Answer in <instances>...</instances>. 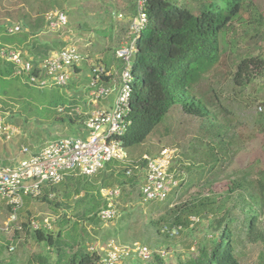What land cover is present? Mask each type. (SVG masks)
Listing matches in <instances>:
<instances>
[{
  "label": "rangeland",
  "instance_id": "374dc122",
  "mask_svg": "<svg viewBox=\"0 0 264 264\" xmlns=\"http://www.w3.org/2000/svg\"><path fill=\"white\" fill-rule=\"evenodd\" d=\"M172 1L187 5L194 13L196 11L194 3L190 0ZM252 2L264 17V0ZM133 3L134 0H0L1 45L10 44L13 39L26 36V42L20 47L15 45L14 48L34 61H41L46 56L42 55L44 50L39 47L40 44H48L50 51L73 44L80 54L88 57L87 62L79 64V71L74 76L72 74L65 87L36 89L26 84L24 79L11 76L7 88L4 86L0 89L1 93L5 90L7 95L0 97V115L19 131V135L11 141L0 140V166L13 167L18 161L26 159L27 155L20 153L21 147L35 152L45 143L55 139L81 135L83 116L74 115L73 109L77 107L85 113L97 105L92 103L89 97L91 67L98 65L96 62L102 55L101 50L115 47L116 43L118 46L122 41L128 25L126 18L131 13ZM55 10L65 14L67 25L64 29L54 32L48 29L45 17ZM117 14L123 15L124 19H117ZM15 25L20 26L21 31L8 35L7 28ZM261 30L262 34L258 37L249 36L244 40H237L238 51H229L228 55L222 57L219 64L194 86L192 95L205 104L207 117L196 118L183 113L177 99L143 144L126 149L127 160L134 162L142 161L144 156L155 157L164 150H174L175 158L170 170L183 182L181 188H173L163 202L144 203L139 196L143 171L140 169L133 174L132 177H137L133 186L127 182L128 177L124 176L118 182L122 184H113L121 188V196L115 205L118 217L114 221L100 223L96 220L90 224L85 220L76 223L85 231V249H103L99 252L105 253L112 247L132 249L133 244H139L153 252L166 251L168 256L164 262L176 264L177 261L194 258L201 246L217 239L220 231L212 227L214 220L221 216L219 212L195 215L199 221L193 226L189 221L194 217L193 214H180L187 224L182 227L184 231L173 238L167 237L162 230L165 232L166 226L175 224L178 207L181 208L183 204L209 198L215 199L218 206L231 208L233 203L225 198V192L232 180H240L242 175L247 174V181H252L255 185L258 179H264V69L245 88L236 87L231 79L235 64L243 53L264 59V24ZM32 44H38L37 50L30 48ZM106 56H111V53H106ZM73 72L75 73V70ZM113 100L114 94L109 97V102L112 103ZM65 102H68V105ZM62 104L68 106L65 107L68 110L66 115L73 118L76 133L74 130L70 131L67 119L53 120L60 116L66 117L63 111L58 114L52 109ZM218 134L221 135L220 138L217 137ZM220 140L222 143H219ZM213 146L217 154L212 150ZM124 170L125 165L118 163L112 171L106 172L105 178L113 174V182L115 175L122 174ZM97 175L90 179L94 181ZM100 180L102 181L101 177ZM59 185L54 187L59 188ZM54 187L43 186L42 195L37 199L25 198L18 214V225L12 226L8 231H5V228L9 211L0 200V264H36L34 259L30 258V255L34 254L32 248L36 252L43 251V248L36 247L32 231L27 227L29 221L40 223L42 218L54 219L62 214L61 220L58 221L57 218L55 222L58 232L67 230L77 221L79 216L72 208L78 199L74 197L69 201V209L58 207L63 203L64 196L53 194L51 190ZM45 194H48V203L40 201ZM236 198L237 194H234L232 200ZM242 206L241 203L237 204L232 209V216L230 215L234 219L231 230L235 257L239 264H264V258L261 259V256H264V245L246 241L244 220L247 219L248 213L244 210L248 209H243ZM183 209L185 210L184 207ZM257 210L259 227L264 232V201L263 207L260 206ZM65 215L69 220H66ZM63 220L69 221V225L64 227L66 229L59 226ZM17 227L22 229L17 230ZM62 237L68 239L71 244L65 231ZM11 246L14 251L8 252L7 248ZM77 249L76 246L72 251L76 252ZM50 252L53 251L47 253ZM48 257L51 259L52 254ZM55 258L56 254L53 259ZM132 260L136 259H127L119 264H127Z\"/></svg>",
  "mask_w": 264,
  "mask_h": 264
},
{
  "label": "trees",
  "instance_id": "16d2710c",
  "mask_svg": "<svg viewBox=\"0 0 264 264\" xmlns=\"http://www.w3.org/2000/svg\"><path fill=\"white\" fill-rule=\"evenodd\" d=\"M190 1L194 3L195 13L187 5L178 4L176 1L148 0L146 7L148 21L137 39V50L131 71L133 82L128 114L131 125L120 139L125 149L143 144L168 114L177 99H179L180 109L183 113L196 118L207 117L208 110L205 104L192 95L194 86L202 81L219 64L220 59L228 55L229 51H238L237 40H244L249 36L254 38L262 34L263 13L254 6L252 0ZM134 6L133 3L130 15L134 13ZM26 39V36H23L21 39H13L12 43L9 41L10 44H3L20 47L26 42ZM5 42L9 43L8 41ZM40 45L39 47H43L44 50L42 55L47 56L51 52L50 47L48 44ZM37 47L38 44L30 46L33 51L37 50ZM37 62L33 60L34 64ZM121 69L119 63L118 71ZM262 69H264L263 58L243 53L235 64L231 77L232 82L236 87L245 88L260 74ZM74 70L75 72L79 71L78 67ZM11 76V65L0 59V89L4 86L7 88ZM2 96L7 97L5 90L0 92V97ZM43 98L47 100L46 97ZM66 104L68 105V102ZM67 105L62 104L58 108L56 105L52 109L59 114L61 112L58 110L63 108L66 115L68 110L65 107H68ZM55 119L56 121L67 119L70 131L74 130L76 133L71 116L53 118V120ZM217 137L220 138L221 135L218 134ZM219 143H222V140ZM214 147L212 148L213 151L215 150ZM136 163L139 167L138 170H133L130 176L126 175L125 170L122 174L117 173L113 182V174L105 177L108 170L112 171V168L118 165L115 162L107 164L103 172H101L102 170L99 171L101 173L96 174L97 179L94 181L90 179L92 177L69 175L64 178L60 185L58 184L59 188L50 186L54 187L51 190L53 194L64 196L62 197L64 202L58 207L69 209V201L74 197L78 199L74 202L72 209L77 211L75 214L79 216L77 221L72 223L67 230L57 231V233L42 230L32 232L36 243H44L56 254L54 264L100 263L101 256L85 249L83 243L85 231L81 225L76 223L86 220L93 224L98 220L96 214L105 206L99 196L100 188L115 187L116 185L113 184L118 183L124 176L128 177L127 182L132 186L135 185L137 177L132 176L144 167L146 161L142 159ZM247 176L244 174L240 180H232L229 189L225 192V198L233 203L231 208L218 206L215 199L209 198L197 199L193 203H185L181 208L178 207L179 210L174 219L175 224L168 227H184L187 224L180 214L189 213L195 216L200 213L219 212L221 216L213 222L212 228L220 231V233L217 239H213L208 244L210 247L208 245L201 246L194 258L177 261L176 264H239L233 248L231 225L234 219L230 217V215L232 216V209L239 203L243 204V209L246 207L248 209L244 210L248 213L247 219L244 220L246 221V241L264 245V232L259 227L260 221L257 214L259 212L257 209L260 206L263 207L264 179H258L254 185L252 181H247ZM234 194H237V198L232 200ZM47 195L42 196L40 201L48 203ZM68 225L69 221L65 222L64 220L59 224L63 228ZM64 231L71 244L68 243L67 238V240L63 239ZM76 246L78 251L73 252L72 250ZM262 258L264 256H261ZM35 260L42 261V264L49 263L44 256L35 258ZM127 264L166 263L159 256H154L152 261L148 263H142L136 259Z\"/></svg>",
  "mask_w": 264,
  "mask_h": 264
},
{
  "label": "built area",
  "instance_id": "2783aa9c",
  "mask_svg": "<svg viewBox=\"0 0 264 264\" xmlns=\"http://www.w3.org/2000/svg\"><path fill=\"white\" fill-rule=\"evenodd\" d=\"M148 0H134V13L128 17V25L122 41L114 50V59L121 64V71L117 80L112 85H104L102 76L109 73L101 66H92L89 81V97L92 103L106 101L114 94L112 106L108 109L93 107L90 111L82 113L75 107L73 112L77 116H83L81 135L55 139L38 151L31 152L21 147L20 153L27 155L16 166H0V200L9 211L8 224L18 222V214L21 210L24 198L37 199L42 194L43 186H53L62 182L69 174L84 177H92L110 162L128 163L127 154L120 141L127 132L131 121L128 118L130 112V100L132 94V66L136 53L137 39L147 25ZM117 19H124L117 14ZM46 23L50 31H59L67 25V19L63 12L53 11L46 14ZM21 31L20 26L7 28V34L13 35ZM88 57L79 53L75 45L66 44L57 51H51L46 57L36 64L33 59L22 54L14 48H0V59L12 67V76L24 79V82L36 89L51 87H65L71 79L73 70L82 62H87ZM62 112L63 109H59ZM261 111V108H259ZM19 135L18 129L10 126L5 117L0 115V140L11 141ZM174 157V150H164L156 158L143 159V181L139 187V196L143 202L164 201L171 190L179 185L174 175L169 172V164ZM138 165L127 168L125 173L130 176L133 170H138ZM100 197L105 206L97 212V219L101 223H109L118 217L116 202L121 195L118 186L101 188ZM192 222L197 219L192 218ZM7 224V226H8ZM30 231L52 228L51 219L44 218L40 223L28 222ZM18 229H21L20 227ZM170 237L176 236L181 227L166 229ZM99 250L90 248L101 256V264H117L129 256H134L142 261H149L152 252L148 248L134 244L129 247H112L100 253ZM9 251H13L10 248ZM160 257L166 253L159 252Z\"/></svg>",
  "mask_w": 264,
  "mask_h": 264
},
{
  "label": "crops",
  "instance_id": "0c3cea01",
  "mask_svg": "<svg viewBox=\"0 0 264 264\" xmlns=\"http://www.w3.org/2000/svg\"><path fill=\"white\" fill-rule=\"evenodd\" d=\"M126 20H128V17L126 18ZM111 34H112V31H111ZM111 38H112V35H111ZM1 46L9 47V48H12V49L14 48L11 45H1V43H0V48H1ZM116 47H117V43H116L115 47H106L105 51H104V49L101 50L102 55L100 56V59H98V62H96V64H98L99 66L103 67L109 73V75H107V76H102V82H103L104 85H109L110 86V85L113 84V82L115 80H117V75H118L117 68H118L119 62H117L114 59V50L116 49ZM15 50H18V49H15ZM108 52L111 53V56H106V53H108ZM72 74L74 76L76 74V72L75 73L73 72ZM117 82H118V80H117ZM113 94H115V93H113ZM97 105H96L97 107L108 109V108H110L112 106V103L109 102V98H108L106 101L97 102ZM62 202H64L63 199H62ZM69 211L72 212V210H69ZM61 216H62V214H60L58 217L56 216L54 219L58 218V221H59V220H61ZM54 219H52V220H54ZM66 219H69L68 216H66ZM35 245H36L37 248H38V246L40 248H43V251L40 250L39 252L38 251L36 252L32 248V252L34 254H31L30 258L34 259L36 264H42V261L39 262V260H35V258L38 259L39 257H41V256L43 257L44 256V258L46 257L48 259V262H49L48 264H54L53 262L56 260V258H55V260L53 259L54 256H55V253L54 252H52V253L50 252L52 254V258L51 259H49V257H48V256H51V254L47 253V252L51 251L52 249H50L49 247H46L45 244L42 243V242L36 243V241H35Z\"/></svg>",
  "mask_w": 264,
  "mask_h": 264
},
{
  "label": "clouds",
  "instance_id": "9594fccd",
  "mask_svg": "<svg viewBox=\"0 0 264 264\" xmlns=\"http://www.w3.org/2000/svg\"><path fill=\"white\" fill-rule=\"evenodd\" d=\"M125 149V148H124ZM125 151H126V149H125ZM160 154V153H159ZM158 154V155H159ZM157 155V156H158ZM157 156H155V157H148V156H146V157H148V158H156ZM175 158V152H174V157H173V159ZM127 159H128V156H127ZM142 159H143V157H142ZM173 159L171 160V162H170V164H169V172L171 173V174H175L174 172H171V170H170V168H171V163H172V161H173ZM144 160V159H143ZM145 161V160H144ZM110 163H112V162H110ZM110 163H108V164H110ZM115 163H118V162H115ZM121 164H124L125 165V171H126V169L127 168H132V167H134V165H137V163L136 162H134V161H128V163H121ZM145 165L146 164H144V167H145ZM144 167L143 168H141V170L143 171V174H144ZM105 168V167H104ZM103 170V169H102ZM99 173V172H98ZM69 175H73V174H69ZM69 175H67V176H69ZM96 175V174H95ZM94 175V176H95ZM67 176H65V177H67ZM75 176H79V175H75ZM64 177V178H65ZM84 177V176H83ZM93 177V176H92ZM87 178H90V177H87ZM174 178L179 182V185L177 186V187H175V188H177V189H180L181 188V184L183 183V182H181V179H179L178 177H176V175H174ZM64 180V179H63ZM62 180V181H63ZM143 181V180H142ZM60 184V183H59ZM58 185V184H57ZM141 185V184H140ZM46 187H48L47 185H45ZM53 186H55V185H53ZM140 187V186H139ZM103 188V187H102ZM120 188V187H119ZM43 189V188H42ZM101 189V188H100ZM121 189V188H120ZM100 191V190H99ZM172 191V190H171ZM171 193V192H170ZM169 193V194H170ZM168 194V195H169ZM42 195V194H41ZM99 196H100V194H99ZM121 196V195H120ZM168 197V196H167ZM27 198H29V197H27ZM39 198V197H38ZM101 198V197H100ZM120 198V197H119ZM25 199V198H24ZM31 199V198H30ZM167 199V198H166ZM165 199V200H166ZM102 200V199H101ZM164 200V201H165ZM142 201V200H141ZM103 202V201H102ZM143 202V201H142ZM153 202H158V201H153ZM161 202H163V201H161ZM104 203V202H103ZM144 203H149V202H144ZM101 210V209H100ZM97 215V214H96ZM97 217V216H96ZM47 218V217H46ZM192 218H195V219H197V221L196 222H192L191 221V219ZM192 218H190V222L192 223V225L191 226H193L195 223H197L198 221H199V218L198 217H196V216H194V217H192ZM42 219H44V218H42ZM41 219V220H42ZM50 219V218H49ZM115 220V219H114ZM113 220V221H114ZM99 221V220H98ZM55 222H56V219H54V220H52L51 219V224H52V229L51 230H47V232H54V231H56V233H57V231H58V229L56 228V225H55ZM100 222V221H99ZM112 222V221H111ZM101 223V222H100ZM110 223V222H109ZM18 225V222L14 225V224H8V226H6V228H5V231H8L12 226H17ZM179 227H181V226H179ZM19 227H17V230H20V229H18ZM167 228H172V227H168V226H166V229ZM22 229V228H21ZM57 229V230H56ZM192 229V228H191ZM42 231H45V230H42ZM182 231V227H181V230L179 231V233H182L181 232ZM32 232H34V231H32ZM162 233L163 234H165L167 237H169V238H173V237H175V236H173V237H170L169 235H168V233L165 231H163L162 230ZM134 245V244H133ZM132 245V246H133ZM139 245V244H138ZM141 246H143V245H141ZM144 247H146V246H144ZM10 248H13V246H11V247H8L7 248V251L8 252H13L14 251V249H13V251H9V249ZM124 248V247H123ZM147 248V247H146ZM149 249V248H148ZM98 250V249H97ZM150 251V250H149ZM88 252H90V253H95V252H91L90 251V248H89V251ZM152 252V258L149 260V261H142V260H140V259H137L136 257H134V256H129L128 258H126V259H124V260H120L117 264H119L120 262H122V261H125V260H127V259H137V260H139L140 262H142V263H148V262H151L152 261V259L154 258V256H159L160 257V254H159V252H164V253H166V255L164 256V257H160V258H162V259H164L165 260V258L168 256V253L166 252V251H164V250H157V251H151ZM96 254V253H95ZM97 255V254H96Z\"/></svg>",
  "mask_w": 264,
  "mask_h": 264
}]
</instances>
